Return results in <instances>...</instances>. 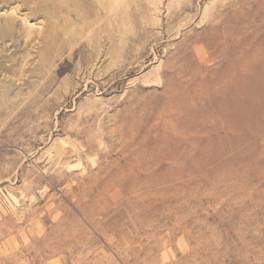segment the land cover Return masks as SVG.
I'll use <instances>...</instances> for the list:
<instances>
[{
    "label": "rangeland",
    "instance_id": "374dc122",
    "mask_svg": "<svg viewBox=\"0 0 264 264\" xmlns=\"http://www.w3.org/2000/svg\"><path fill=\"white\" fill-rule=\"evenodd\" d=\"M113 1L0 0V264H264V0Z\"/></svg>",
    "mask_w": 264,
    "mask_h": 264
},
{
    "label": "bare ground",
    "instance_id": "6f19581e",
    "mask_svg": "<svg viewBox=\"0 0 264 264\" xmlns=\"http://www.w3.org/2000/svg\"><path fill=\"white\" fill-rule=\"evenodd\" d=\"M71 2H76V0H69V3H71ZM89 2V1H88ZM116 2H117V0H114L112 3H111V5H116ZM84 4V3H83ZM108 6V5H107ZM88 8V7H87ZM112 8V7H111ZM15 31V25H14V23L12 22V21H5V22H0V34H2V35H7V34H12L13 32ZM21 38H22V40L23 39H27V40H29V39H32V38H34V34H33V31H31V30H27V31H25V32H23L22 34H21ZM15 62H17V59H15V60H13V61H11V65L9 66V68H8V70L9 71H13V72H15V71H17V68H16V66H17V64L15 63ZM247 72V71H246ZM243 74V73H242ZM245 74V73H244ZM247 74V73H246ZM246 77V76H245ZM250 77V76H249ZM252 77H254V75L252 76ZM256 79V78H255ZM258 80V79H257ZM256 81V80H255ZM260 81V80H259ZM258 81V82H259ZM253 84H255V83H253ZM252 84V85H253ZM256 84H257V81H256ZM259 85V84H258ZM257 85V86H258ZM255 86V85H254ZM261 87V86H260ZM259 87V88H260ZM47 89V87L46 88H44V90H46ZM43 90V91H44ZM39 91H42V89L41 90H39ZM8 94H9V88L8 87H5L4 89H3V91H1L0 92V97L2 96V97H6L7 98V96H8ZM21 96V95H20ZM247 96V95H246ZM20 100H22L21 102H23V101H25L24 100V98H20L19 99V101H17V102H20ZM28 101L30 102V103H38L39 102V98H38V96H36V95H34L33 97H31V98H28ZM225 101V100H224ZM17 103L16 102H9L8 100L7 101H5L4 102V104L3 105H1V103H0V115H6V110H5V108L3 109V107H4V105H6L7 107L8 106H10V105H16ZM38 130V129H37ZM67 145V144H66ZM62 147V146H61ZM61 150V149H60ZM63 150V149H62ZM65 151V150H64ZM58 152V151H57ZM61 154H62V152H60ZM62 157V156H61ZM61 159V158H60ZM68 165V164H67ZM139 165V164H138ZM141 168V167H140ZM123 171V170H122ZM139 171V170H138ZM71 174V173H70ZM122 176V175H121ZM69 177H70V175H69ZM117 179H118V177H117ZM124 179H126V178H124ZM119 180V179H118ZM51 181V180H50ZM124 181V180H123ZM118 182V181H117ZM124 184V183H123ZM131 186V185H130ZM79 187V186H78ZM132 187V186H131ZM84 191V190H83ZM86 191V190H85ZM125 192V191H124ZM123 193V192H122ZM130 193H131V191H130ZM87 194H89V193H87ZM86 195V194H85ZM83 196H84V194H83ZM87 199V198H86ZM82 201V200H81ZM80 202V201H79ZM83 202V201H82ZM79 204V203H78ZM86 212V211H85ZM58 220V219H57Z\"/></svg>",
    "mask_w": 264,
    "mask_h": 264
}]
</instances>
